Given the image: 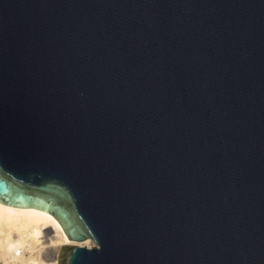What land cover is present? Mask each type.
<instances>
[{
	"label": "water",
	"instance_id": "water-1",
	"mask_svg": "<svg viewBox=\"0 0 264 264\" xmlns=\"http://www.w3.org/2000/svg\"><path fill=\"white\" fill-rule=\"evenodd\" d=\"M0 203L57 264H264V0H0Z\"/></svg>",
	"mask_w": 264,
	"mask_h": 264
},
{
	"label": "bare ground",
	"instance_id": "bare-ground-1",
	"mask_svg": "<svg viewBox=\"0 0 264 264\" xmlns=\"http://www.w3.org/2000/svg\"><path fill=\"white\" fill-rule=\"evenodd\" d=\"M91 247L69 241L58 222L40 210L0 203V264H57L61 245Z\"/></svg>",
	"mask_w": 264,
	"mask_h": 264
}]
</instances>
